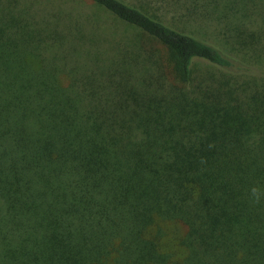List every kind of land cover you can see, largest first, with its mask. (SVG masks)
<instances>
[{"label": "trees", "instance_id": "16d2710c", "mask_svg": "<svg viewBox=\"0 0 264 264\" xmlns=\"http://www.w3.org/2000/svg\"><path fill=\"white\" fill-rule=\"evenodd\" d=\"M91 1L0 0V264H264V0Z\"/></svg>", "mask_w": 264, "mask_h": 264}, {"label": "rangeland", "instance_id": "374dc122", "mask_svg": "<svg viewBox=\"0 0 264 264\" xmlns=\"http://www.w3.org/2000/svg\"><path fill=\"white\" fill-rule=\"evenodd\" d=\"M76 4L82 8L86 13L92 14L100 19L105 26L106 32L115 31L120 35H139L142 34L138 30H134L131 27L119 22L111 14L103 11L101 8L93 4L91 0H73ZM127 4L135 6L149 15L165 19L168 22L171 21L173 13L167 12L164 7L163 0H123ZM209 28V26L201 24L187 23V31L200 40H203L211 45L216 46L219 49L227 50L228 45L222 36H218ZM212 32V33H211ZM143 36V35H142ZM61 83L65 86L69 84V80L66 77L61 78ZM161 228L163 236L160 239V245L165 251L171 252L176 259H183L188 254V248L185 244L188 234L187 228L180 223H162Z\"/></svg>", "mask_w": 264, "mask_h": 264}, {"label": "clouds", "instance_id": "9594fccd", "mask_svg": "<svg viewBox=\"0 0 264 264\" xmlns=\"http://www.w3.org/2000/svg\"><path fill=\"white\" fill-rule=\"evenodd\" d=\"M256 192H257V189L253 188V189H252V193H253V195H255Z\"/></svg>", "mask_w": 264, "mask_h": 264}]
</instances>
